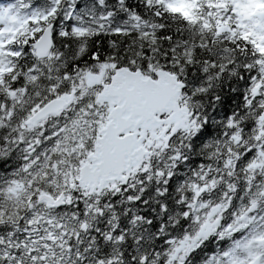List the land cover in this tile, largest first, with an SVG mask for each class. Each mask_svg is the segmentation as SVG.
<instances>
[{"label": "snow or ice", "instance_id": "snow-or-ice-1", "mask_svg": "<svg viewBox=\"0 0 264 264\" xmlns=\"http://www.w3.org/2000/svg\"><path fill=\"white\" fill-rule=\"evenodd\" d=\"M0 264H264V0H0Z\"/></svg>", "mask_w": 264, "mask_h": 264}]
</instances>
